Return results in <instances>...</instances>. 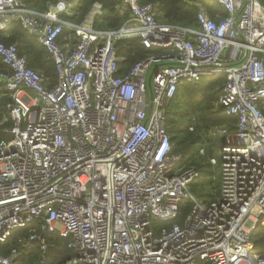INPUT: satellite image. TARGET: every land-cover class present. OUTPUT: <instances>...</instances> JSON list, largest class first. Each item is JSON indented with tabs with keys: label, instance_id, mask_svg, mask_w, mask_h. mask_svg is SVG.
Here are the masks:
<instances>
[{
	"label": "built area",
	"instance_id": "built-area-1",
	"mask_svg": "<svg viewBox=\"0 0 264 264\" xmlns=\"http://www.w3.org/2000/svg\"><path fill=\"white\" fill-rule=\"evenodd\" d=\"M208 1L226 14L200 3L197 25L181 26L161 21L152 2L122 0L124 21L98 29V2L76 24L60 14L77 0L45 13L0 0V29L19 21L57 71L48 86L16 44L0 42V91L10 93L0 124L11 121L0 139V244L15 229L30 232L0 264H21L33 240L36 264H50L48 235L70 253L53 264H264L252 240L264 227V4ZM65 27L72 35L60 39ZM129 39L161 51L119 73L116 42ZM207 76L224 78L216 103L236 118L231 132L210 129L220 142L209 202L192 191L202 173L182 164L166 128L178 87Z\"/></svg>",
	"mask_w": 264,
	"mask_h": 264
},
{
	"label": "trees",
	"instance_id": "trees-1",
	"mask_svg": "<svg viewBox=\"0 0 264 264\" xmlns=\"http://www.w3.org/2000/svg\"><path fill=\"white\" fill-rule=\"evenodd\" d=\"M59 0H25L26 5L40 13H45L55 6ZM152 2L157 9L161 21L181 26H196L198 5L204 4L210 16L216 13L226 14L223 7L215 1L208 0H141ZM264 4V0H260ZM98 2L102 6V13L94 17L93 26L98 29H115L124 21L126 11H122V0H77L72 9V14L61 13L60 17L70 22L79 24L90 11L92 4ZM72 35L65 27L60 34V39ZM0 42L16 44L18 52L25 55L29 67L39 71L48 86L57 81V71L54 61L44 45L30 34L19 21H12L6 28L0 29ZM120 57L119 73H125L136 61L143 59L149 54H157L160 48H146L138 39L119 40L116 42ZM0 70H7V66L0 56ZM224 78L220 76L202 77L197 81L184 82L180 85L170 101L166 113V128L170 134L173 152L183 156L184 166H195L201 173L202 178L192 183L191 189L198 197L206 202L214 200L219 192V169L218 165H211L209 158L214 155L216 140L209 137V131L216 125H226L228 131L234 130L236 118L224 115L217 105L218 95ZM0 122L6 112V102L10 100V93L0 91ZM8 120L0 124V139L7 136L2 132L4 126L10 125ZM205 153L200 154V149ZM217 175L215 181L213 175ZM190 209V203L184 201L180 205L178 220ZM28 228L15 229L7 241L0 244V252L3 255L9 253L14 247H20L19 238L29 235ZM54 248H50V264L56 263L58 258H66L70 253L64 248L62 241L52 235L46 236ZM252 240L256 252L264 256V227L257 225L252 233ZM41 249L38 240H33L31 247L21 255V264H36Z\"/></svg>",
	"mask_w": 264,
	"mask_h": 264
},
{
	"label": "rangeland",
	"instance_id": "rangeland-1",
	"mask_svg": "<svg viewBox=\"0 0 264 264\" xmlns=\"http://www.w3.org/2000/svg\"><path fill=\"white\" fill-rule=\"evenodd\" d=\"M54 7V6H53ZM158 18H160V17H158ZM151 71V70H150ZM233 131V130H232ZM229 132H231V130L229 131ZM209 137L211 138V139H213V140H216V147H217V145H219V142H220V139H218V136H213L212 135V130L211 131H209ZM202 149V148H201ZM204 150V149H203ZM214 156H216V157H218V153H219V148H217L216 150H215V148H214ZM203 153H205V151H203ZM200 154H201V152H200ZM212 157V156H211ZM215 168V170H216V172L219 170V169H217L216 167H214ZM215 176L217 177V175H216V173H215ZM215 181H217V179L215 178L214 179ZM48 254H52L50 251L48 252Z\"/></svg>",
	"mask_w": 264,
	"mask_h": 264
},
{
	"label": "crops",
	"instance_id": "crops-1",
	"mask_svg": "<svg viewBox=\"0 0 264 264\" xmlns=\"http://www.w3.org/2000/svg\"><path fill=\"white\" fill-rule=\"evenodd\" d=\"M50 9H53V7H51Z\"/></svg>",
	"mask_w": 264,
	"mask_h": 264
},
{
	"label": "water",
	"instance_id": "water-1",
	"mask_svg": "<svg viewBox=\"0 0 264 264\" xmlns=\"http://www.w3.org/2000/svg\"><path fill=\"white\" fill-rule=\"evenodd\" d=\"M149 83H150V80H149Z\"/></svg>",
	"mask_w": 264,
	"mask_h": 264
}]
</instances>
